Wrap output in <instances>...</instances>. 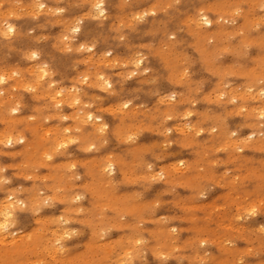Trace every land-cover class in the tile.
I'll use <instances>...</instances> for the list:
<instances>
[{"label":"rangeland","instance_id":"rangeland-1","mask_svg":"<svg viewBox=\"0 0 264 264\" xmlns=\"http://www.w3.org/2000/svg\"><path fill=\"white\" fill-rule=\"evenodd\" d=\"M19 1L0 0V206H14L0 264H264V0H103L106 16L95 0ZM97 73L112 87L100 89ZM106 159L115 173L100 172Z\"/></svg>","mask_w":264,"mask_h":264},{"label":"bare ground","instance_id":"bare-ground-1","mask_svg":"<svg viewBox=\"0 0 264 264\" xmlns=\"http://www.w3.org/2000/svg\"><path fill=\"white\" fill-rule=\"evenodd\" d=\"M23 1H24V0H23ZM26 1H27V0H26ZM28 1H29V0H28ZM28 1H27V2H28ZM35 1H36V3H37V0H35ZM35 1H32V2L35 3ZM113 1H114V0H113ZM16 2H17V1H15L14 3H16ZM21 2H22V1L20 0L19 3L21 4ZM17 3H18V2H17ZM22 3H23V2H22ZM98 3L102 4V5H103V8H102V9H97V8L95 7L96 9H94V11L97 10V11H98L97 14H100V11L102 10L103 13H104V15L106 16V11H107L108 9L106 10L104 1H103V0H95V4H94V5H96V4H98ZM263 3H264V2H263ZM1 4H2V3H1ZM23 4H25V3H23ZM41 4L44 5L45 3L40 2V3L38 4V6L41 5ZM45 5H46V4H45ZM45 5H44V6H45ZM57 5H58V4H57ZM86 5H87V4H85V7H86ZM88 5H89V4H88ZM92 5H93V4H91V7H92ZM94 5H93V6H94ZM106 5H107V4H106ZM16 6H17V5H16ZM36 6H37V5H36ZM89 6H90V5H89ZM33 7H34V6H33ZM6 8H8V7H6ZM14 8H16V7H14ZM17 8H18V7H17ZM23 8H24V7H22V9H23ZM35 8H36V7L31 8V9L29 8L28 10H30V11H32V9L36 10ZM38 8H39V7H37V10H38ZM40 8H41V7H40ZM48 8H49V7H48ZM50 8H51V7H50ZM53 8H54V7H53ZM58 8H60V7H58ZM61 8H62V7H61ZM61 8H60V9H61ZM92 8H93V7H92ZM92 8H91V9H92ZM111 8H112V7H111ZM150 8H151V7H150ZM3 9H4V8H3ZM26 9H27V7L25 8V10H26ZM56 9H57V8H56ZM91 9H90V10H91ZM238 9H239V8H238ZM7 10H10V9H6V11H7ZM25 10H24V11H25ZM37 10H36V11H37ZM90 10H87V11L90 13V12H91ZM92 10H93V9H92ZM114 10H115V9H114ZM151 10H152V9H151ZM151 10H149V12H150ZM184 10H185V9H184ZM10 11H11V10H10ZM12 11H13L12 13H15V12H16V11L14 12V10H12ZM17 11H19V10L17 9ZM22 11H23V10H22ZM24 11H23V12H24ZM39 11H40V10H39ZM47 11H48V9H47ZM57 11H58V9H57ZM60 11H61V10H60ZM60 11H59V13H60ZM0 12H2V11H0ZM7 12H8V11H7ZM26 12H27V11H25V13H26ZM42 12H43V11H41V13H42ZM88 12H86V14H85V13H84V14L87 15ZM144 12H145V10H144ZM144 12H143V13H144ZM149 12H148V13H149ZM5 13H6V12H5ZM8 13H9V12H8ZM12 13H11V15H13ZM16 13H18V12H16ZM20 13H21V11H20ZM29 13H30V14H33V13L37 14L36 12H33V13L28 12V14H29ZM44 13H45V12H44ZM46 13H47V12H46ZM69 13H70V12H69ZM89 13H88V14H89ZM138 13H139V12H137V14H138ZM151 13H153V12L151 11ZM6 14H7V13H6ZM9 14H10V13H9ZM9 14L6 15V16H11V15H9ZM18 14H19V13H18ZM50 14H51V13H50ZM82 14H83V13H82ZM82 14H81V15H82ZM94 14H96V13H94ZM126 14H127V13H126ZM210 14H211V13H209V15H210ZM1 15H2V13H1ZM33 15H34V14H33ZM81 15H80V17H81ZM85 15H84V16H85ZM104 15H103V16H104ZM141 15L143 16L142 13H141ZM141 15L139 14V16H141ZM212 15H213V14H212ZM14 16H16V15H14ZM14 16H13V17H14ZM34 16H35V15H34ZM63 16H64V15H63ZM65 16H66V14H65ZM78 16H79V15H78ZM84 16H83V17H84ZM88 16H89V15H88ZM92 16H93V15H92ZM97 16H98V15H97ZM97 16H96V17H97ZM137 16H138V15H137ZM142 16H141V17H142ZM214 16H215V15H214ZM4 17H5V16H4ZM4 17H3V18H4ZM59 17H60V16H59ZM86 17H87V16H86ZM123 17H124V16H123ZM205 17L209 20V18H208L207 16H205V15H203V16L200 17V18L204 21V18H205ZM57 18H58V17H57ZM57 18H56V19H57ZM65 18H66V17H65ZM97 18H98V17H97ZM130 18H131V17H130ZM138 18H139V17H138ZM142 18H143V17H142ZM215 18H216V17H215ZM68 19H69V18H68ZM70 19H71V18H70ZM75 19H76V17H75ZM78 19H79V17H78ZM198 19H199V18H198ZM198 19H197V20H198ZM219 19H220V18H219ZM259 19H260V18H259ZM261 19H262V18H261ZM261 19H260V20H261ZM21 20H22V19H21ZM28 20H29V19H28ZM59 20H60V19H59ZM133 20H135V18H134ZM260 20H259V21H260ZM263 20H264V18H263ZM17 21H18V20H17ZM19 21H20V20H19ZM40 21H41V20H40ZM45 21H46V20H45ZM50 21H51V20H50ZM65 21H66V20H65ZM73 21H74V20H73ZM77 21H78V20H77ZM77 21L74 22L75 25H76ZM79 21H80V19H79ZM130 21H131V20H130ZM199 21H200V20H199ZM210 21H211V20H210ZM4 22H5V21H3V23H4ZM24 22H25V21H24ZM71 22H72V21H70V23H71ZM87 22H89V21H87ZM111 22H112V21H111ZM188 22H189V21H188ZM190 22H191V21H190ZM200 22H201V21H200ZM256 22H258V20H257ZM5 23H6V22H5ZM7 23H8V22H7ZM10 23H11V22H10ZM35 23H36V22H35ZM74 23H73V24H74ZM1 24H2V23H1ZM40 24H41V23H40ZM73 24H72V25H73ZM108 24H109V23H108ZM198 24H199V22H198ZM4 25H5V24H4ZM19 25H22V24H19ZM29 25H30V24H29ZM29 25H28V26H29ZM72 25H71V27H73ZM84 25H85V24H84ZM84 25H83V26H84ZM206 25H207V26H212V22L209 23V24H206ZM5 26H6V25H5ZM7 26H8V27H7V32H8V33H14V32H15V28H14L13 25H11V24H7ZM32 26H33V25H32ZM69 26H70V25H69ZM98 26H99V25H98ZM197 26H198V25H197ZM9 27H11V29H12L11 31H9ZM23 27H24V26H22V28H23ZM57 27H58V26H57ZM86 27H87V26H86ZM143 27H144V26H143ZM3 28L5 29V27H3ZM67 28L70 29V27H68V26H67ZM0 29H2V28H0ZM4 29H3V30H4ZM69 29H67V31H70V32H71L73 28H71L70 30H69ZM74 29H75L74 31H75L76 33H77L78 31H81V30H82L81 27H80L79 25L75 26ZM83 29H84V28H83ZM85 29H86V28H85ZM85 29H84V30H85ZM141 29H142V28H141ZM23 30H24V29H23ZM47 30H48V28H47ZM1 31H2V30H1ZM85 31H86V30H85ZM7 32L2 31V34H4V33L7 34ZM90 32H91V31H90ZM23 33H24V32H23ZM57 33H58V32H57ZM57 33H56V34H57ZM86 33H87V32H86ZM91 33H92V32H91ZM93 33H94V32H93ZM5 34H4L3 36H6V37L9 36V34H8V35H5ZM45 34H46V32L44 33V35H45ZM63 34H64V33H63ZM69 34H70V33H69ZM11 35H12V34H11ZM46 35H47V37H48L50 34H49V35L46 34ZM96 35H97V34H96ZM136 35H137V34H136ZM136 35H135V37H136ZM53 36H54V35H53ZM90 36H91V35H90ZM95 37H96V36H95ZM64 38L66 39V37H64ZM146 38H148V37H146ZM146 38H145V39H146ZM68 39H69V38H68ZM85 39H86V38H85ZM148 39H149V38H148ZM12 40H13V39H12ZM54 40H55V39H54ZM135 40H136V39H135ZM10 41H11V40H10ZM146 41H148V40H146ZM69 42H70V41H69ZM78 42H79V41H78ZM82 42H84V41H82ZM111 42H112V41H111ZM135 42H136V41H135ZM16 43H17V42H16ZM54 43H55V41H54ZM66 43H68V42L66 41ZM20 44H21V43H20ZM46 44H47V43H46ZM69 44H70V43H69ZM87 44H88V43H87ZM14 45H15V43H14ZM50 45H52V44L50 43ZM54 45H56V44H54ZM54 45H53V47H54ZM20 46H21V45H20ZM65 46H67V44H66ZM89 46H90V44H89ZM32 47H34V46H32ZM32 47H31V48H32ZM70 47H71V46H70ZM70 47L68 46L67 48L69 49ZM79 47H80V48L82 47L81 44L79 45ZM17 48H18V47H17ZM48 48H49V46H48ZM87 48H88V45H87ZM90 48H92V46H91ZM90 48H89V49H90ZM2 49H5V48H2ZM28 49H30V48H28ZM50 49H52V48H50ZM89 49H88V50H89ZM103 49H104V48H103ZM32 50H33V49H32ZM37 50H38V49H37ZM64 50H66V49H64ZM78 50H80V49H78ZM84 50H86V49H84ZM115 50H116V49H115ZM117 50H118V49H117ZM2 51H3V50H2ZM22 51H24V50H22ZM28 51H29V50H28ZM42 51H43V50H42ZM48 51H49V50H48ZM62 51H63V50H62ZM86 51H87V50H86ZM3 52H4V51H3ZM13 52H14V51H13ZM18 52H19V51H18ZM55 52H56V51H55ZM106 52H107V51H106ZM118 52H119V50H118ZM8 53H9V52H8ZM22 53H23V52H22ZM30 53H31V50H30ZM30 53H29V54H30ZM32 53H33V52H32ZM44 53H45V52H44ZM56 53H57V52H56ZM29 54H28V55H29ZM91 54H92V53H91ZM91 54L89 55L90 58H89V56H88V59H89V60L91 59ZM93 54H95V53H93ZM93 54H92V55H93ZM106 54H107V53H105V55H106ZM2 55H3V54H2ZM26 55H27V54H26ZM98 55H100V54H98ZM102 55H103V53H102ZM135 55H136V54H135ZM11 56H12V55H11ZM59 56H60V55H59ZM86 56H87V55H85V57H86ZM20 57H22V56H20ZM29 57H30V56H29ZM32 57H34V58H38V54L35 53V56H31L30 58L32 59ZM104 57H105V56H103V60H102V62L106 61V64H107V61H109L110 59L107 57L109 60H107L106 58H105L106 60H104ZM131 57H132V58H137V57H134V56H131ZM0 58H1V57H0ZM27 58H28V56H27ZM34 58H33V59H34ZM50 58H51V57H50ZM50 58H49V60L52 59V58H51V59H50ZM61 58H62V56H61ZM92 58H93V57H92ZM9 59H10V58H9ZM9 59H7V60H9ZM28 59H29V58H28ZM31 59H29V60H31ZM47 59H48V58H47ZM78 59H79V58H78ZM88 59H87V61H88ZM99 59H100V58H99ZM59 60H60V59H59ZM63 60H64V59H63ZM81 60H82V59H81ZM93 60H94V59H93ZM133 60H134V62H135L136 59H133ZM152 60H153V59H152ZM110 61H111V60H110ZM124 61H125V60H124ZM10 62H11V61H10ZM65 62H66V61H65ZM83 62L87 63L85 60H84ZM102 62H100V63H102ZM116 62H117V61H116ZM126 62H127V61H126ZM126 62H125V63H126ZM143 62H144V61H143L142 58H138L137 61L135 62L136 65H134V66H137V63H139V66H142V65H143ZM242 62H243V61H242ZM246 62H247V61H246ZM56 63H57V62H56ZM90 63H91V62H90ZM95 63H96V62H95ZM104 63H105V62H104ZM104 63H103V64H104ZM110 63H113V62L111 61ZM131 63H132V61H131ZM32 64H33V63H32ZM41 64H42V63H41ZM53 64H55V63H53ZM97 64H98V63H97ZM97 64H96V65H97ZM106 64H105V65H106ZM121 64H122V63H121ZM155 64H156V62H155ZM8 65H9V64H8ZM35 65H36V64H35ZM48 65H49V64H48ZM84 65H85V64H84ZM144 65H145V64H144ZM156 65H157V64H156ZM45 66H47V65H45ZM58 66H59V65H58ZM65 66H66V65H65ZM74 66H75V65H74ZM85 66H86V65H85ZM17 67H18V66H17ZM28 67H29V66H28ZM54 67H55V66H54ZM145 67H146V66H145ZM155 67H156V66H155ZM157 67H158V66H157ZM30 68H31V67H30ZM32 68H33V67H32ZM40 68L43 69L44 66L41 67V65H40ZM40 68H38V69H40ZM87 68H88V67H87ZM133 68H135V67H133ZM133 68H132V69H133ZM41 69H40V70H41ZM46 69H47V68H46ZM52 69H53V68H52ZM57 69H58V68H57ZM1 70H2V69H1ZM26 70H27V68H26ZM30 70H31V69H30ZM35 70H36V69H35ZM40 70H39V72H40ZM59 70H60V68H59ZM87 70H88V69H87ZM120 70H121V69H120ZM130 70H131V69H130ZM185 70H186V69H185ZM11 71H12V70H11ZM14 71H15V69L13 70V72H14ZM61 71H62V70H61ZM133 71H134V70H133ZM133 71L130 72V75L133 74ZM146 71H147V70H146ZM183 71H184V70H183ZM3 72H6V71L4 70ZM8 72H9V71H8ZM13 72H12V73H13ZM30 72H31V71H30ZM30 72H29V74H30ZM50 72H51V71H50ZM55 72H56V71H55ZM86 72H89V71H86ZM134 72H135V71H134ZM185 72H186V71H185ZM185 72H184V74H186ZM12 73L10 72V74H9V73H8V74L11 75ZM31 73H32V72H31ZM43 73L46 75V74H47V71L44 70ZM75 73H76V72H75ZM93 73H94V72H93ZM95 73H96V72H95ZM113 73H114V72H113ZM182 73H183V72H182ZM4 74H5V73H4ZM8 74H6V75H8ZM16 74H17V73H16ZM44 74H43V76H44ZM64 74H68V73H64ZM77 74H78V73H77ZM184 74H183V76H184ZM6 75H5V76H6ZM74 75H75V74H74ZM78 75H79V74H78ZM78 75H77V76H78ZM0 76H1V75H0ZM43 76L41 75V77H43ZM77 76H75V77L78 79L79 76H81V75H79L78 77H77ZM86 76H88V75L86 74ZM183 76H182V77H183ZM1 77L4 78L3 75H2ZM8 77H9V76H8ZM8 77H5V78H8ZM12 77H13V74L9 77V79H11ZM14 77H15V76H14ZM35 77H36V76H35ZM41 77H40V78H41ZM72 77H73V76H72ZM72 77H71V78H72ZM84 77H85V76H84ZM84 77H83V78H84ZM100 77H103V80H101ZM36 78H39V77H36ZM36 78H35V79H36ZM83 78H82V79H83ZM87 78H88V77H87ZM87 78L85 77V79H87ZM93 78H94V77H93ZM16 79H17V78H16ZM43 79H44V78H43ZM61 79H62V78H61ZM85 79H83V80H85ZM178 79H179V78H178ZM21 80H22V78H21ZM37 80H38V79H37ZM37 80H35L37 83L41 81V80H39V81H37ZM59 80H60V79H59ZM79 80L81 81V79H79ZM97 80L100 81L101 84L104 86V87H100V89L102 88L103 90L106 91L107 88H108V87H107L108 84H110L111 87H112V82H111V80H110L109 78H106V76H105L104 74H102V73H97ZM215 80H216V79H215ZM7 81H8V80H7ZM105 81L107 82V84L105 83ZM2 82H5V80L2 81ZM64 82H66V81H64ZM81 82H83V83H87V82H85V81H81ZM88 82H89V81H88ZM23 83H24V82H23ZM51 83H52V82H51ZM51 83H50V84H51ZM27 84H28V86L30 87V84H29L28 82H27ZM91 84H93V83H91ZM99 84H100V83H99ZM60 85H61V84H60ZM207 85H208V84H207ZM16 86H18V85H16ZM22 86H23V85H22ZM34 86L37 87L36 85H34ZM48 86H49V85H48ZM66 86H67V85H66ZM73 86H74V85H73ZM73 86H72V87H73ZM99 86H101V85H99ZM160 86H161V85H160ZM13 87H14V86H13ZM20 87H21V86H20ZM25 87H27V86L24 85L23 88H25ZM29 87H28V89H29ZM62 87H63V86H62ZM111 87H110V88H111ZM11 88H12V86H11ZM32 88H33V86H32ZM32 88H31V89H32ZM46 88H47V87H46ZM51 88H53V87H51ZM149 88H150V87H149ZM176 88H177V87H176ZM231 88H232V87H231ZM238 88H239V87H238ZM28 89H26V90H28ZM57 89H59V88H57ZM169 89H170V88H169ZM33 90H34V88H33ZM60 90H61V89H60ZM60 90H58L59 92L57 93L59 96L62 95V93H61ZM67 90H68V89H67ZM71 90H73V89H71ZM75 90H77V89H75ZM159 90H160V89H159ZM2 91H3V89H2ZM2 91H1V93H2ZM56 91H57V90H56ZM154 91H155V90H154ZM162 91H163V90H162ZM164 91H165V90H164ZM209 91H210V90H209ZM209 91H208V92H209ZM62 92H63V91H62ZM68 92H69V91H68ZM73 92H74V91H73ZM77 92H78V91H77ZM235 92H236V91H235ZM249 92H250V91H249ZM29 93H30V92H29ZM31 93H32V92H31ZM55 93H56V92H55ZM63 93H64V92H63ZM75 93H76V92H75ZM93 93H94V92H93ZM165 93H166V92H165ZM228 93H229V92H228ZM51 94H52V93H51ZM57 94H56V95H57ZM68 94H72V93L70 92V93H68ZM94 94H95V93H94ZM105 94H106V93H105ZM216 94H217V93H216ZM48 95H49V94H48ZM54 95H55V94H54ZM56 95H55V96H56ZM100 95H101V94H100ZM165 95H166V94H165ZM167 95H168V94H167ZM218 95H219V94H218ZM218 95H217V96H218ZM221 95H222V94H221ZM232 95H233V94H232ZM242 95H243V94H242ZM251 95H252V94H251ZM24 96H25V95H24ZM29 96H30V95H29ZM46 96H47V95H46ZM52 96H53V95H52ZM55 96H53V97L55 98ZM121 96H122V95H121ZM123 96H124V95H123ZM147 96H148V95H147ZM163 96H164V95H163ZM169 96H171V95H169ZM219 96H220V95H219ZM30 97H31V96H30ZM50 97H51V95H50ZM53 97H51L50 99H53ZM156 97H157V96H156ZM156 97H155V98H156ZM159 97H161V101H163L165 98H167V97L164 96V99L162 100V96H159ZM200 97H201V96H200ZM232 97H234V96H231V98H232ZM245 97H246V96H245ZM253 97H254V96H253ZM256 97H257V96H255V98H256ZM8 98H9V97H8ZM8 98H6V99H8ZM103 98H104V97H103ZM103 98H102V99H103ZM148 98H149V97H148ZM171 98H173V100H174V97H170V100H171ZM24 99H25V97H24ZM56 99L58 100V98H56ZM65 99H66V98H65ZM73 99H75V98H73ZM109 99H110V98H109ZM123 99H124V98H123ZM210 99H212V98H210ZM215 99H216V98H215ZM217 99H218V97H217ZM233 99H234L233 101H235V98H233ZM71 100H72V99H71ZM76 100H78V99H76ZM126 100H128V99H126ZM158 100H159V98H158ZM61 101H63V100H61ZM73 101H74V102H72V103H71V101H70V103H69V102H68V103H69L70 105L72 104V105L74 106L73 103H75V100H73ZM84 101H85V100H84ZM112 101H113V100H112ZM124 101H125V100H124ZM165 101H166V100H165ZM167 101L170 102V101H169V98H168ZM14 102H15V104L17 103L16 101H14ZM27 102H29V101H27ZM104 102H105V101H104ZM113 102H114V101H113ZM159 102H160V101H159ZM34 103H35V102H34ZM36 103H37V102H36ZM122 103H123V102H122ZM1 104H2V103H0V105H1ZM32 104H33V103H32ZM37 104H38V103H37ZM110 104H111V103H110ZM124 104H127V105H128L129 103H124ZM124 104H122L123 107H124ZM152 104H153V103H152ZM17 105H18V103H17ZM57 105H60V103H58ZM70 105H68V106H70ZM84 105L87 106V104H84ZM105 105H106V104H105ZM120 105H121V104H120ZM54 106L56 107L55 104H54ZM65 106H66V105H65ZM90 106H91V105H90ZM150 106H151V105H150ZM13 107H14V106H13ZM112 107H113V105H112ZM118 107H120V106H118ZM118 107H117V108H118ZM209 107H210V106H209ZM109 108H110V107H109ZM124 108H125V107H124ZM124 108H122V110H123ZM240 108H241V107H240ZM240 108H239V109H240ZM242 108H244V106H243ZM246 108H247V107H246ZM14 109H16V108H14ZM21 109H22V108H21ZM26 109H27V108H26ZM26 109H25V111H26ZM29 109H30V108H29ZM102 109H103V108H102ZM135 109H136V108H135ZM180 109H182V108H180ZM209 109H210V108H209ZM239 109H238V110H239ZM244 109H245V108H244ZM261 109H262V108H261ZM11 110H13V109L11 108ZM62 110H63V109H62ZM91 110H92V109H91ZM94 110H95V109H94ZM103 110H104V109H103ZM112 110H113V109H112ZM112 110H110V113H111ZM16 111H17V109H16ZM25 111H24V112H25ZM28 111H29V110H28ZM76 111H77V109H76ZM113 111H114V110H113ZM116 111H117V110H116ZM118 111H121L120 108H119ZM131 111H132V110H131ZM133 111H134V109H133ZM218 111H220V110H218ZM183 112H185V111H183ZM186 112H187V111H186ZM10 113H11V112H10ZM79 113H81V112H79V111H78L77 113L75 112V119L79 120L80 122H83V124L92 121V123L96 125V128H97V130H99V132H106V130H108V125L105 123L106 121L103 120L102 116H94L92 113H90V112H88V111H87V112H82L81 114H79ZM112 113H115V112H112ZM26 114H27V113H26ZM60 114H61V113H60ZM100 114H101V113H100ZM184 114H185V113H184ZM259 114H260V113H259ZM33 115H34V114H33ZM65 115H66V113H65ZM70 115H71V113H70ZM189 115H190V114H189ZM61 116H63V115H61ZM66 116L68 117L69 115H66ZM89 116L92 117L91 120H89V118H88ZM186 116H187V115H186ZM64 117H65V116H64ZM69 117H70V116H69ZM107 117H108V116H107ZM112 117H113V116H112ZM188 117H189V116H188ZM70 118L73 119V116H71ZM104 118H105V117H104ZM30 119L32 120V118H30ZM106 119H107V118H106ZM193 119H194V118H193ZM235 119H236V118H235ZM63 120H64V118H63ZM195 120H196V119H195ZM73 121H74V120H73ZM116 122H117V121H116ZM179 122H180V121H179ZM51 123H53V122H51ZM68 123H69V122H68ZM92 123H91V124H92ZM112 123H113V122H112ZM173 123H174V122H173ZM175 123H176V122H175ZM180 123H181V122H180ZM230 123H231V122H230ZM56 124H57V123H56ZM70 124H71V123H70ZM184 124H185V123H184ZM184 124H182V125H184ZM187 124H189V122H187ZM254 124H255V123H254ZM1 125H2V124H1ZM51 125H52V124H51ZM67 125H68V124H67ZM71 125H72V124H71ZM189 125H191V124H189ZM189 125H188V127H189ZM231 125H232V124H231ZM69 126H70V125H69ZM72 126H73V125H72ZM72 126H71V127H72ZM111 126H112V125H111ZM184 126H185V125H184ZM184 126H183V129H186V128H184ZM22 127H23V126H22ZM55 127H56V126H55ZM67 127H68V126H67ZM173 127H174V126H173ZM185 127H186V126H185ZM41 128H42V127H41ZM53 128H54V127H53ZM176 128H177V125H176ZM181 128H182V127H181ZM73 129H74V128H73ZM101 129H103V131H101ZM178 129H179V128H178ZM189 129H190V128H189ZM212 129L214 130V128H212ZM45 130H46V128H45ZM48 130H49V129H48ZM48 130L44 131V129H43V131L45 132L46 135H48V134L46 133V132H49ZM50 130L53 131L52 129H50ZM74 130H75V129H74ZM69 131H70L69 129H65V133H66V132H69ZM111 131H112V130H111ZM168 131H169V130H168ZM177 131H178V130H177ZM182 131H183V130H182ZM182 131H180L179 133H181ZM232 131H233V130H232ZM253 131H254V130H253ZM166 132H167V131H166ZM187 132H188V129H187ZM5 133H7V131H5L3 135H5ZM49 133H50V132H49ZM62 133H63V132H62ZM164 133H165V132H164ZM199 133H200V131H199ZM199 133H198V134H199ZM209 133H210V131H209ZM1 134H2V132H1ZM1 134H0V136H2V138H1V137H0V138H1L2 141H3V135H1ZM17 134H18V133H17ZM17 134H16V135H17ZM28 134H29V133H28ZM183 134H184V133H183ZM252 134H253V133H252ZM7 135H8V134H6V136H7ZM13 135H14V134H13ZM13 135H12L11 133L8 135V137H7V143H8L9 140H11V141L14 140ZM43 135H44V134H43ZM113 135H114V134H113ZM249 135H251V134H249ZM249 135L246 136V137H247V138L249 137V139H250V137H253V135H251V136H249ZM26 136H27V135H26ZM48 136H49V135H48ZM48 136H47V137H48ZM107 136H108V135H107ZM126 136H127V135H126ZM130 136H131V135H130ZM148 136H150V135H148ZM156 136H157V135H156ZM205 136H206V135H205ZM15 137H16V136H15ZM66 137H67V136H66ZM66 137H61V139L66 138ZM56 138H57V137H56ZM67 138H68L69 140L71 139V138H69V137H67ZM126 138H127V137H126ZM201 138H202V137H201ZM230 138H231V137H230ZM58 139H59V138H58ZM76 139H77V138H76ZM111 139H112V138H111ZM114 139H115V138H114ZM129 139H130V138H129ZM149 139H150V138H149ZM241 139H242V138H241ZM241 139H240V141L244 140L245 138H243L242 140H241ZM249 139H248V140H249ZM59 140H60V139H59ZM69 140H68V142L70 143ZM74 140H75V138H74ZM248 140H247V141H248ZM16 141L19 142V143H20V142H24V138H23L22 136H19L18 138H16ZM71 141H72V140H71ZM75 141H76V140H75ZM111 141H112V140H111ZM138 141H139V140H138ZM234 141H235V140H234ZM73 142H74V141H73ZM228 142H229V141H228ZM235 142H236V141H235ZM244 142H245V141H244ZM0 143H2V142H0ZM4 143H5V141H4ZM4 143H3V144H4ZM61 143H66V141H65V142H61ZM147 143H148V142H147ZM225 143L227 144V142H225ZM5 144H6V143H5ZM59 145H60V144H59ZM64 145H66V144H64ZM64 145H63V146H64ZM71 146H72V145H71ZM111 146H112V145H111ZM121 146H122V145H121ZM220 146H222V145H220ZM231 146H232V145H231ZM76 147H77V146H76ZM112 147H113V146H112ZM114 147H115V146H114ZM162 147H163V146H162ZM178 147H179V146H178ZM58 148H59V147H58ZM88 148H90V145H89ZM88 148H87V149H88ZM220 148H222V147H220ZM225 148H227V147L225 146ZM109 149H110V147H109ZM216 149H218V148H216ZM103 150H104V149H103ZM111 150H112V149H111ZM170 150H171V149H170ZM219 150H220V149H219ZM104 151H105V150H104ZM70 152H71V151H70ZM74 152H76V151H74ZM101 152H102V151H101ZM170 152H171V151H170ZM249 152H250V151H249ZM5 154H6V153H5ZM44 154H47V153H44ZM44 154H42V156H43ZM77 154H78V153H77ZM103 154H104V153H103ZM168 154H169V153H168ZM252 154H253V153H252ZM256 154H257V153H256ZM79 155H81V154H79ZM98 155H99V154H98ZM257 155H258V154H257ZM257 155H256V156H257ZM44 156H45V155H44ZM99 156H100V155H99ZM49 157H50V156H47V160L49 159ZM51 157H52V156H51ZM148 157H149V156H148ZM148 157H147V158H148ZM192 157H193V156H192ZM223 157H224V156H223ZM182 158H183V157H182ZM2 159H3V158H2ZM19 160H20V159H19ZM57 160H58V159H57ZM59 160H60V159H59ZM62 160H64V159H62ZM173 161H174V160H173ZM180 161H181V160H180ZM183 161H184V160H183ZM10 162H11V161H10ZM42 162H44V161H42ZM171 162H172V161H171ZM175 162H176V161H175ZM178 162H179V160H178ZM7 163H8V162H7ZM59 163H60V162H59ZM161 163H163V162H161ZM179 163H180V162H179ZM10 164H11V163H10ZM12 164H13V163H12ZM38 164H39V163H38ZM158 164H159V163H158ZM158 164H157V165H158ZM171 164H172V163H171ZM173 164H174V163H173ZM181 164H182V162H181L180 164H178L179 167H180ZM43 165H44V164H43ZM183 165H184V164H183ZM160 166H161V165H160ZM173 166H175V164H174ZM176 166H177V165H176ZM16 167H18V166H16ZM73 167H74V166H73ZM73 167H72V168H73ZM115 167H116V163H115L113 160H111V159H106V160L104 161V163H102V165L100 166V172L102 173V172H104V170H106V171H108L109 174H110V173L113 174V173H115V171H116V170H115ZM179 167H177V168H179ZM45 168H46V167H45ZM53 168H54V167H53ZM72 168H71V169H72ZM77 168H78V167H77ZM154 168H155V167H154ZM156 168H157V167H156ZM158 168H159V167H158ZM173 168H174V167H173ZM177 168H175V170H176ZM186 168H187V167H186ZM161 169H162V168H161ZM179 169H180V168H179ZM7 170H8V169H7ZM7 170H6V171H7ZM13 170H14V169H13ZM42 170H43V168H42ZM118 170H119V169H118ZM184 170H185V169H184ZM44 171H45V170H44ZM78 171H80V170H78ZM176 171H180V170L177 169ZM181 171H183V169H182ZM19 172H20V171H19ZM46 172H47V171H46ZM155 172H156V171H155ZM155 172H154V173H155ZM159 172H160V171H159ZM13 173H14V172H13ZM126 173H127V172H126ZM224 173H225V171H224ZM152 174H153V173H152ZM158 174H160V173H158ZM173 174H174V173H173ZM154 175H156V174H154ZM8 176H9V175H8ZM85 176H86V175H85ZM127 176H128V175H127ZM157 176H158V175H157ZM162 176H163V175H162ZM12 177H13V176H12ZM154 177H156V176H154ZM43 178H44V177H43ZM120 178H121V177H120ZM151 178H153V177H151ZM20 179H21V178H20ZM25 182H26V181H25ZM25 182H24V183H25ZM29 182H30V181H29ZM62 183H63V182H62ZM77 184H78V183H77ZM155 184H156V183H155ZM158 184H159V183H158ZM19 185H20V184H19ZM78 185H79V184H78ZM134 187H135V186H134ZM131 188H132V187H131ZM152 188H153V187H152ZM161 188H162V187H161ZM15 189H17V188H15ZM139 189H140V188H139ZM139 189H138V190H139ZM153 189H154V188H153ZM156 190H157V188H156ZM158 190H159V189H158ZM152 191H153V190H152ZM48 192H49V191H48ZM52 192H53V191H52ZM0 193H1V192H0ZM154 193H155V192H154ZM180 193H181V192H180ZM204 193H205V192H204ZM49 194H50V193H49ZM23 195H24V194H23ZM54 195H55V194H54ZM76 195H77V194H76ZM151 195H154V194H151ZM24 196H25V195H24ZM143 196H144V195H143ZM168 196H169V195H168ZM7 197H9V195H8ZM7 197H5V200H6ZM77 197H79V196H77ZM171 197H172V196H171ZM62 198H63V197H62ZM163 198H164V197H163ZM167 198H168V197H167ZM2 199H3V198H2ZM8 199H9V198H8ZM8 199H7V200H8ZM71 199H74V198H71ZM75 199H76V197H75ZM75 199H74V200H75ZM164 199H165V198H164ZM13 200H14V199H13ZM168 200H169V199H168ZM3 201H4V200H3ZM169 201H170V200H169ZM210 201H211V200H210ZM4 202H5V201H4ZM17 202L19 203L20 200H17ZM260 202H261V200H260ZM21 204H23V203H21ZM67 205H68V204H67ZM250 205H251V204H250ZM22 206H23V205H22ZM62 206H63V205H62ZM253 206H254V205H253ZM220 207H221V206H220ZM235 207H236V205H235ZM63 208H64V207H63ZM70 208H71V207H70ZM251 208H253V207L251 206ZM251 208H250V209H251ZM75 209H76V208H75ZM80 209H81V208H80ZM163 209H164V208H163ZM250 209H249V210H250ZM161 210H162V209H161ZM161 210H160V211H161ZM176 210H177V209H176ZM249 210H248V211H249ZM60 211H61V210H60ZM248 211L246 210V212H248ZM77 212H78V211H77ZM80 212H81V211H80ZM164 212H165V211H164ZM4 213H10V214H11L9 220L6 221L5 216H4ZM18 213H19V212H18ZM75 213H76V212H75ZM172 213H173V212H172ZM13 214H14V206H13V204H7V202H6V204H3V205L0 206V215H1V216L3 217V219H4V221H3L2 223L7 222L8 225H9V224L11 225V222H12L11 219H12V217H13ZM26 214H27V213H26ZM30 214H31V213H30ZM55 214H56V213H55ZM76 214H77V213H76ZM80 214H81V213H80ZM159 214H160V212L158 213V216H159ZM33 215H34V214H33ZM47 215H49V214H47ZM56 215H57V214H56ZM160 215H161V214H160ZM161 216H162V215H161ZM163 216H164V214H163ZM28 217H29V216H28ZM33 217H34V216H33ZM59 217H60V216H59ZM61 217H62V216H61ZM98 217H99V216H98ZM18 218H19V216H18ZM21 218H22V217H21ZM41 218H42V217H41ZM57 218H58V217H57ZM123 218H124V217H123ZM239 218H240V217H239ZM246 218H247V217H246ZM36 219H38V218L36 217V218H35V221H36ZM45 219H46V218H45ZM45 219H43V221H44ZM51 219H52V218H51ZM240 219H241V218H240ZM38 220H39V219H38ZM38 220H37V221H38ZM207 220H209V218H208ZM33 221H34V220H33ZM41 221H42V220H41ZM61 221H62V220H61ZM90 221H91V220H90ZM0 222H1V221H0ZM20 222H21V221H20ZM12 223H13V222H12ZM21 223H22V222H21ZM33 223H34V222H33ZM33 223H32V224H33ZM35 224H36V223H35ZM35 224H33V225H35ZM73 224H76V223H73ZM176 224H177V223H176ZM24 225H25V224H24ZM149 225H150V224H149ZM18 226H19V225H18ZM18 226H17V227H18ZM70 226H71V225H70ZM150 226H151V225H150ZM20 227H22V226L20 225ZM26 227H27V226H26ZM26 227H25V228H26ZM80 227H81V225H80ZM80 227H79V228H80ZM243 227H244V226H243ZM23 228H24V227H23ZM55 228L57 229V233H58V231H59L58 228H59V227H58V228L55 227ZM6 229H7V228H6ZM29 229H30V228H29ZM76 229H77V228H76ZM170 229H171V227H170ZM37 230H39V229H37ZM40 230H41V229H40ZM40 230H39V231H40ZM89 230H90V229H89ZM168 230H169V228H168ZM0 231H1V230H0ZM15 231H19V230H15ZM51 231H52V230H51ZM55 231H56V230H55ZM62 231H63V230H62ZM113 231H114V230H113ZM256 231H257V230H256ZM2 232H3V230H2ZM25 232H26V231H25ZM45 232H46V231H45ZM66 232H67V231H66ZM121 232H122V231H121ZM4 233H5V232H4ZM41 233H42V232H41ZM51 233H52V232H51ZM24 234H25V233H24ZM24 234H23V235H24ZM37 234H38V233H37ZM61 234H66V233H61ZM86 234H88V233L86 232ZM110 234H111V233H110ZM184 234H185V233H184ZM0 235H1V233H0ZM7 235H8V234H7ZM21 235H22V234H21ZM23 235H22V236H23ZM66 235H67V234H66ZM188 235H189V234H188ZM2 236H3V235H2ZM2 236H0V237H2ZM17 236H19V235H17ZM26 236H27V235H26ZM117 236H118V235H117ZM8 237H9V236H8ZM58 237H59V236H58ZM182 237H183V236H182ZM203 237H204V236H203ZM21 238H22V237H21ZM24 238H25V237H24ZM55 238H56V237H55ZM121 238H122V237H121ZM2 239H3V238H2ZM18 239H19V238H18ZM28 239H29V237H28ZM102 239H103V237H102ZM113 239H114V238H113ZM5 240H6V239H5ZM12 240H13V238H12ZM1 241H2V240H1ZM13 241H14V240H13ZM55 241H57V240H55ZM55 241H53V242H55ZM3 242H4V241H3ZM11 242H12V241H11ZM57 242H58V241H57ZM109 242H110V241H109ZM136 242H137V241H136ZM6 243H7V241H6ZM200 243H201V242H200ZM239 243H240V242H239ZM2 244H3V243H2ZM11 244H12V243H11ZM48 244H49V243H48ZM136 244H137V243H136ZM150 244H151V243H150ZM203 244H204V243H203ZM229 244H230V243H229ZM102 245H103V244H102ZM48 246H49V245H48ZM249 247H250V246H249ZM45 248H47V247H45ZM49 248H50V247H49ZM56 248H57V247H56ZM56 248H55V249H56ZM58 248H59V246H58ZM47 249H48V248H47ZM44 250H45V249H44ZM60 250H61V249H60ZM54 251H56V250H54ZM48 252H49V249H48ZM48 252H46V253H48ZM126 252H130V251H126ZM53 253H54V252H53ZM55 253H56V252H55ZM122 254H123V253H122ZM161 254H162V253H161ZM51 255L53 256L52 258H54V255H53V254H51ZM147 255H148V253H147ZM164 256H165V255H164ZM49 257H50V256H49ZM152 258H153V257H152ZM45 260H46V259H45ZM39 261H41V260H39ZM116 261H117V260H116ZM170 261H171V260H170ZM174 262H175V261H174ZM40 263H41V262H40ZM122 263H123V262H122ZM155 263H156V262H155ZM167 263H168V262H167ZM169 263H170V262H169ZM29 264H30V262H29ZM34 264H35V263H34ZM36 264H37V263H36ZM134 264H135V263H134ZM153 264H154V263H153Z\"/></svg>","mask_w":264,"mask_h":264},{"label":"snow or ice","instance_id":"snow-or-ice-1","mask_svg":"<svg viewBox=\"0 0 264 264\" xmlns=\"http://www.w3.org/2000/svg\"><path fill=\"white\" fill-rule=\"evenodd\" d=\"M2 7H5V6H4L3 4H0V8H2ZM39 7L43 8L44 5L41 4V5H39ZM95 7H96L97 9H102V8H103V5L100 4V3H98V4L95 5ZM262 7H264V5H262ZM61 11H62V10H61ZM100 15H101V16L104 15V13H103L102 10L100 11ZM204 23H205V24H209V23H211V21L208 20V19L205 17V18H204ZM11 30H12L11 27H9V31H11ZM74 30H75V29H74ZM82 47H83V46H82ZM89 51H90V49H89ZM33 56H35V53H33ZM137 67H139V63H137ZM133 75H134V73H133ZM2 79H3V78L0 77V82H2ZM100 79L103 80V77H100ZM105 83L107 84L106 81H105ZM107 87L110 88L111 85L108 84ZM261 95L264 96V92H262ZM76 103L79 104V100H77ZM124 107L127 108L128 105H127V104H124ZM13 111H16V109H13ZM261 116L264 117V112L261 113ZM88 118H89V120L92 119L91 116H89ZM64 119H67V117H64ZM101 131H103V129H101ZM232 135H235V133H233ZM8 143L11 144L12 141L9 140ZM61 146L63 147V145H61ZM49 159H51V157H49ZM11 199H12V197H9V200H11ZM77 199H79V197H77ZM34 210H37V209L34 208ZM256 211H257V209H256L255 207H253V208L250 209L249 214H250V215H251V214H255ZM4 216H5V219H6V221H7V220L10 219L11 214H10V213H4ZM61 219H63V218H61ZM7 227H8L7 222H5V223H0V230H4V229H6ZM261 231H264V228H262ZM137 243H140V241H137Z\"/></svg>","mask_w":264,"mask_h":264}]
</instances>
